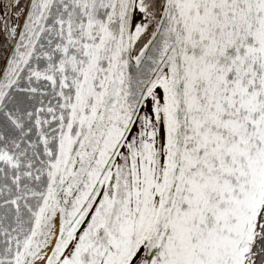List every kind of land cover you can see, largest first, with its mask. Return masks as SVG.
<instances>
[{
    "label": "snow or ice",
    "instance_id": "1",
    "mask_svg": "<svg viewBox=\"0 0 264 264\" xmlns=\"http://www.w3.org/2000/svg\"><path fill=\"white\" fill-rule=\"evenodd\" d=\"M0 264H264V0H0Z\"/></svg>",
    "mask_w": 264,
    "mask_h": 264
}]
</instances>
